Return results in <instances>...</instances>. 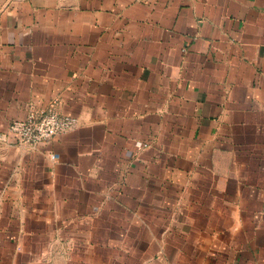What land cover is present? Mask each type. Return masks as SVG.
I'll list each match as a JSON object with an SVG mask.
<instances>
[{
  "label": "crops",
  "instance_id": "1",
  "mask_svg": "<svg viewBox=\"0 0 264 264\" xmlns=\"http://www.w3.org/2000/svg\"><path fill=\"white\" fill-rule=\"evenodd\" d=\"M0 264H264V0H0Z\"/></svg>",
  "mask_w": 264,
  "mask_h": 264
},
{
  "label": "built area",
  "instance_id": "2",
  "mask_svg": "<svg viewBox=\"0 0 264 264\" xmlns=\"http://www.w3.org/2000/svg\"><path fill=\"white\" fill-rule=\"evenodd\" d=\"M79 119L60 113L55 105L45 111H31L25 119L13 121L8 128L12 144L36 148L49 144L56 136L74 131ZM57 159V155H52Z\"/></svg>",
  "mask_w": 264,
  "mask_h": 264
}]
</instances>
